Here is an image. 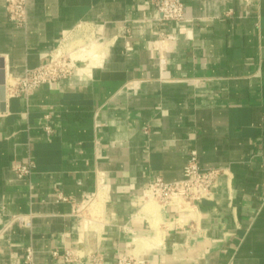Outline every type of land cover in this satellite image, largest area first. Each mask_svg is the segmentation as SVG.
Listing matches in <instances>:
<instances>
[{"label": "crops", "instance_id": "0c3cea01", "mask_svg": "<svg viewBox=\"0 0 264 264\" xmlns=\"http://www.w3.org/2000/svg\"><path fill=\"white\" fill-rule=\"evenodd\" d=\"M182 1L162 22L153 0H27L17 27L0 0L5 82L59 47L78 57L72 77L0 101V264L28 249L33 264H264V0ZM191 151L227 170L215 199L142 202ZM59 193L94 195L86 219Z\"/></svg>", "mask_w": 264, "mask_h": 264}, {"label": "built area", "instance_id": "2783aa9c", "mask_svg": "<svg viewBox=\"0 0 264 264\" xmlns=\"http://www.w3.org/2000/svg\"><path fill=\"white\" fill-rule=\"evenodd\" d=\"M249 2V0H245ZM7 15L12 24L17 27L27 23V0H6ZM152 5L157 11L159 20L162 22H180L185 18L186 5L182 0H153ZM78 59L73 52L62 47L55 49L50 60L33 69L26 70L21 77H11L5 82V90L11 96L30 95L42 85L59 82L72 77L77 69ZM34 162L17 163L13 170L21 179L28 177ZM227 176L225 168H206L199 163L197 151H191L188 161L184 167L182 179L174 182H166L157 176L143 188L141 201L154 200L165 207L174 209L177 213L191 210L200 201H212L215 199L216 191L220 186L221 179ZM59 201L70 202L76 205L75 215L83 220L84 213L94 201V195L76 204L72 197L62 193L57 195ZM17 220H20L17 217ZM30 227V221L25 222ZM55 257L57 252H53ZM78 254L65 251L66 262H75ZM133 256L128 255L119 258L116 264H143ZM25 264H33V253L27 250Z\"/></svg>", "mask_w": 264, "mask_h": 264}, {"label": "water", "instance_id": "95a60500", "mask_svg": "<svg viewBox=\"0 0 264 264\" xmlns=\"http://www.w3.org/2000/svg\"><path fill=\"white\" fill-rule=\"evenodd\" d=\"M5 99V72L3 62L0 60V101Z\"/></svg>", "mask_w": 264, "mask_h": 264}, {"label": "rangeland", "instance_id": "374dc122", "mask_svg": "<svg viewBox=\"0 0 264 264\" xmlns=\"http://www.w3.org/2000/svg\"><path fill=\"white\" fill-rule=\"evenodd\" d=\"M75 57L78 58L77 55H75ZM151 202L157 203V202L154 201V200H151ZM89 208H91V205H90ZM87 215H88V211H85V213H84V217H87ZM85 219H86V218H85Z\"/></svg>", "mask_w": 264, "mask_h": 264}, {"label": "bare ground", "instance_id": "6f19581e", "mask_svg": "<svg viewBox=\"0 0 264 264\" xmlns=\"http://www.w3.org/2000/svg\"><path fill=\"white\" fill-rule=\"evenodd\" d=\"M9 81H10V80H9ZM95 204H96V203H95ZM103 204H104V203H103ZM93 206H94V205H93ZM95 206H96V205H95ZM95 206H94V207H95ZM97 207H98V206H97ZM97 207H96V209H97ZM93 210H94V209H93Z\"/></svg>", "mask_w": 264, "mask_h": 264}]
</instances>
